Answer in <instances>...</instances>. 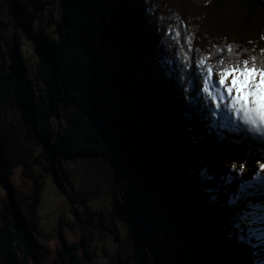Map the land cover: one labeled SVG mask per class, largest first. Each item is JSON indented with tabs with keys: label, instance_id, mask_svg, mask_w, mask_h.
I'll use <instances>...</instances> for the list:
<instances>
[{
	"label": "trees",
	"instance_id": "1",
	"mask_svg": "<svg viewBox=\"0 0 264 264\" xmlns=\"http://www.w3.org/2000/svg\"><path fill=\"white\" fill-rule=\"evenodd\" d=\"M128 1L62 0L59 22L48 31L43 29L45 22L53 23L44 14L48 0H0V17L3 7L10 15L8 22L0 21V181L9 193L0 210V264H43L48 250L38 239L43 237L39 205L45 174L57 177L63 161L97 157L126 159L129 178L139 184L131 189L142 193V198L139 201L128 191L123 197L116 194L118 210L124 213L119 206L122 199L131 210L128 220L150 240L145 244L141 238L131 257L118 251L119 259L113 264L221 261L206 255L213 227L189 228L183 218L192 202L183 198L182 209L183 204H177L182 193L192 196L196 187L186 181L185 186L172 183L170 197L166 196L156 180H169L156 179L153 172L154 167L169 166L180 153L208 152L210 159L207 133H214L213 120L205 110L204 117L199 114L203 104L191 106L190 101L213 73L264 72V0H212L203 7L192 0H144L139 10L127 15ZM219 15L230 21L229 26L212 38L205 29L209 24L214 29L217 21L213 19ZM129 28L132 34L127 33ZM225 38L228 44L221 41ZM23 39L34 44L39 58L35 71L23 55ZM213 39L219 45L216 55L205 57L200 47ZM145 56L152 59L159 74L165 66L172 70L156 85L163 101L153 107L148 102L154 94L140 92L136 85ZM162 105L183 116L189 129L186 144L174 147L148 134L143 115H158ZM16 112L27 129V142L14 120ZM56 119L61 120L60 126L54 124ZM19 167L34 181L30 200L11 183ZM57 182L64 192L73 187L71 181L57 178ZM94 192L71 196L73 204L85 208V220L78 219L81 237L69 242L61 231V248L53 264H97V212L88 206ZM106 231L100 234L103 239ZM116 238L120 240L117 233ZM158 239L161 243L156 247Z\"/></svg>",
	"mask_w": 264,
	"mask_h": 264
},
{
	"label": "rangeland",
	"instance_id": "2",
	"mask_svg": "<svg viewBox=\"0 0 264 264\" xmlns=\"http://www.w3.org/2000/svg\"><path fill=\"white\" fill-rule=\"evenodd\" d=\"M143 1L129 0L126 14L132 13L134 9L139 10V5ZM192 1L198 7L212 2V0ZM48 2L49 6L45 9L44 14L53 23L45 22L43 29L53 31L54 25L52 24L59 22L63 3L62 0H48ZM2 11L0 21L6 23L10 15L6 7H3ZM226 14L233 17L230 11H227ZM223 18V15L215 17L213 19L217 21L215 28H210L209 24L208 31L205 29L206 34L212 38L218 37L219 30L223 26H229L230 21L226 22ZM132 32L133 30L129 28L127 33L132 34ZM210 41L212 42L208 41L207 44L200 47L201 53L205 57H209L210 54L216 55L214 51L219 46L216 40ZM221 41L228 44L229 38ZM146 43L148 44L147 53H150V43ZM22 44L23 55L28 59L32 71H35L39 58L34 50V44L25 39L22 40ZM233 53L224 52L225 55L229 54L230 56ZM143 60L144 66L141 68L136 85L140 88V92L154 94L152 102H148V107H153L163 101V95L160 91H156V85L160 83L161 78L168 77L172 70L168 66L159 69L162 71L161 77V74L156 72L157 67L151 58L143 57ZM190 84L192 85L191 82ZM190 104L191 106L203 104L199 114L204 117L202 112L205 110V114L210 115L213 120L211 126L214 133H207L212 148L210 159L206 158L209 156L208 152L180 153L173 158L169 166L154 167L153 173L156 179L157 177H167L169 180L160 182L157 179L156 183L159 189L169 197L172 183L173 185L180 183L185 186L184 181H186V185L196 187L195 191L193 190L196 196L182 193L177 204H183V198H188L192 202L190 209L185 208L187 211L183 218L187 220L189 228L209 225L213 227L207 236L206 255L212 256L214 259H221L219 264H236V261L237 264H264V231L262 230L264 201L261 197L262 194L264 195V167L260 166L252 171L248 169L249 151L254 152V155L259 158L261 157L259 155H264V130L259 131V128L252 127L251 124L255 118L264 114V72L249 70L246 72L213 73L206 78L204 89L194 100L190 101ZM159 110L158 115L147 112L143 115V123L149 124L147 132L150 137L156 140L164 138L174 147L186 144L189 129L182 120L183 116L173 114L164 106ZM13 117L22 134L23 141L27 142V129L21 122L20 114L16 112ZM54 124L60 126L61 120H54ZM255 125H259V123L256 122ZM257 133L263 134L259 138V143L248 140L247 136ZM233 137L234 139H232ZM240 138L243 140L240 141ZM238 151L247 156L239 158ZM235 157L237 158L235 159ZM61 165L60 170L58 166L57 177L52 173L45 174L46 187L43 192V201L39 205L43 237H40L38 241L43 248L48 250L43 264H53L59 256L58 251L62 242L61 231L69 242L80 240L79 226L81 225L78 223V219L85 220V208L81 204H73L71 196L81 191L85 194L95 191L89 195L88 206L89 209L97 212L95 224L97 229L94 231L99 239V242H96L99 248L97 264H113L115 260L119 259L118 251L120 250L124 255L131 257L141 238L145 244L150 241L142 228L136 227L133 221L128 220L131 210L122 199L118 205L124 208V213L120 214L118 210L116 194L123 197L122 194L128 191L130 195L134 194L135 199L140 201L142 198V193L131 189V186L137 183L129 178L126 159L107 161L98 157L80 158L63 161ZM43 172L45 171L43 170ZM28 174L23 167L17 168L11 175V183L17 187L16 191L20 195L24 194V197L30 200L34 181L28 177ZM57 178L64 179L66 182L71 181L73 187L64 192L61 184L57 182ZM201 192L206 194L203 195ZM209 192L214 195H207ZM5 196L8 197L9 193L3 188V183L0 181V210L4 208L2 201ZM183 206L185 205H181L180 208L182 209ZM102 219L105 223L101 222ZM230 219L233 222H230ZM103 225H106L105 228ZM108 228L114 230L120 236V240L116 238V233L107 232ZM103 231L108 233L104 239L100 235ZM166 238L169 239V237ZM160 243L161 240L158 239L156 247H159Z\"/></svg>",
	"mask_w": 264,
	"mask_h": 264
},
{
	"label": "bare ground",
	"instance_id": "3",
	"mask_svg": "<svg viewBox=\"0 0 264 264\" xmlns=\"http://www.w3.org/2000/svg\"><path fill=\"white\" fill-rule=\"evenodd\" d=\"M260 106H262L261 104H260ZM263 112H264V110H263ZM210 116V115H209ZM255 122H258L259 123V131H262V130H264V114H262L260 117H258L257 119L255 118ZM262 128V129H261ZM264 134V133H263ZM263 134L261 133V134H259V133H257L256 135L254 134L253 136L252 135H250V136H247V138H248V140H250L251 142H256V143H259L260 142V139L259 138H261V136H263ZM232 139H234V137L232 138ZM239 139V138H238ZM241 140H243L242 138H240V141ZM220 141V140H219ZM242 144V143H241ZM239 152V158H243V157H246L247 155L245 154V153H243V152H240V151H238ZM213 155V154H212ZM236 155V154H235ZM246 155V156H245ZM214 156V155H213ZM259 156H261L260 158L257 156V155H254V152H251V151H249V155H248V157H249V161H248V169L250 170V171H252L253 169H255V168H258V167H264V161H263V159H264V155H259ZM237 157H235V159H236ZM245 159V158H244ZM261 197H262V200L264 201V195L262 194L261 195ZM263 231H264V226H263V229H262Z\"/></svg>",
	"mask_w": 264,
	"mask_h": 264
}]
</instances>
